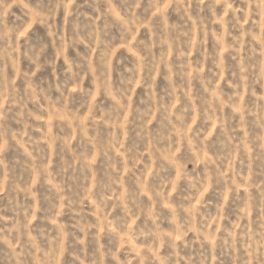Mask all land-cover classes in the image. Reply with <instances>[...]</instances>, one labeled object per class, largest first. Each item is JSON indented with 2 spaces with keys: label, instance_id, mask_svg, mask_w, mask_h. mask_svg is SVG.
<instances>
[{
  "label": "rangeland",
  "instance_id": "rangeland-1",
  "mask_svg": "<svg viewBox=\"0 0 264 264\" xmlns=\"http://www.w3.org/2000/svg\"><path fill=\"white\" fill-rule=\"evenodd\" d=\"M0 264H264V0H0Z\"/></svg>",
  "mask_w": 264,
  "mask_h": 264
}]
</instances>
